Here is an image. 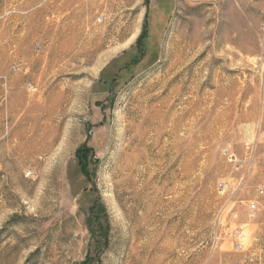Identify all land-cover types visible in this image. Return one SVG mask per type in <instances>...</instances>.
Listing matches in <instances>:
<instances>
[{
	"label": "rangeland",
	"instance_id": "1",
	"mask_svg": "<svg viewBox=\"0 0 264 264\" xmlns=\"http://www.w3.org/2000/svg\"><path fill=\"white\" fill-rule=\"evenodd\" d=\"M0 264H264V0H0Z\"/></svg>",
	"mask_w": 264,
	"mask_h": 264
},
{
	"label": "trees",
	"instance_id": "2",
	"mask_svg": "<svg viewBox=\"0 0 264 264\" xmlns=\"http://www.w3.org/2000/svg\"><path fill=\"white\" fill-rule=\"evenodd\" d=\"M77 158H78V166L79 170H81V173L85 177H89L90 170H88L89 166V160H90V150L85 148H82L77 152ZM91 221H94L91 219Z\"/></svg>",
	"mask_w": 264,
	"mask_h": 264
},
{
	"label": "built area",
	"instance_id": "3",
	"mask_svg": "<svg viewBox=\"0 0 264 264\" xmlns=\"http://www.w3.org/2000/svg\"><path fill=\"white\" fill-rule=\"evenodd\" d=\"M229 161L231 162V161H234V158H232L231 156H229Z\"/></svg>",
	"mask_w": 264,
	"mask_h": 264
}]
</instances>
